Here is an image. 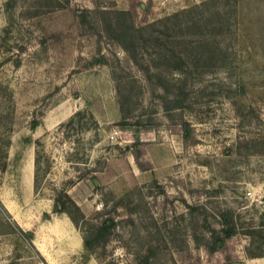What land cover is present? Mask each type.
I'll return each mask as SVG.
<instances>
[{
	"label": "rangeland",
	"instance_id": "rangeland-1",
	"mask_svg": "<svg viewBox=\"0 0 264 264\" xmlns=\"http://www.w3.org/2000/svg\"><path fill=\"white\" fill-rule=\"evenodd\" d=\"M6 137L0 264H264V0H0Z\"/></svg>",
	"mask_w": 264,
	"mask_h": 264
},
{
	"label": "trees",
	"instance_id": "trees-1",
	"mask_svg": "<svg viewBox=\"0 0 264 264\" xmlns=\"http://www.w3.org/2000/svg\"><path fill=\"white\" fill-rule=\"evenodd\" d=\"M80 19L82 22L86 23L87 19L86 16L84 14L80 15ZM104 21H105V30L107 33H109V35L113 38H116L117 40H119L121 43H125L124 39L126 41V38L128 36V33L126 32V30H117V28L115 26H113L112 22L109 20H106V18L104 17ZM119 25V24H118ZM37 125V121L33 120L31 127L35 128V126ZM188 128V123L187 122H183V129H187ZM2 141L0 142V158L2 159L1 162V166H0V170H4L6 163L4 161V157H6V152L5 149L8 147V145L10 144V139L9 138H5V139H1ZM25 142L30 141L29 138H25L24 139ZM135 155L138 157L139 151H137L135 153ZM2 156V157H1ZM4 161V162H3ZM137 163L139 164V166L141 168H143V165L137 161ZM68 204H70L71 206H73L76 211L78 212V214L81 215V217L83 218V214L81 213L79 207L76 205V203L67 195H61L60 193H58L55 196V202H54V211L55 212H65L68 210ZM222 218H223V227H222V232L224 234V236H230L234 233V228H235V224H234V220L231 214L229 213H222ZM73 221L78 224V220L73 218ZM115 226V221L112 217H105L103 218L97 225L96 228L93 230V234H92V238L90 237H86L84 238L83 244L87 249H90L93 245H98L101 242L105 241V237L111 232V230L113 229V227ZM219 243L223 244L224 243V238L223 237H216L214 242L210 245L208 251L209 252H213L215 250L219 249ZM226 264H230V263H226Z\"/></svg>",
	"mask_w": 264,
	"mask_h": 264
},
{
	"label": "built area",
	"instance_id": "built-area-1",
	"mask_svg": "<svg viewBox=\"0 0 264 264\" xmlns=\"http://www.w3.org/2000/svg\"><path fill=\"white\" fill-rule=\"evenodd\" d=\"M119 130L118 129H116V128H114V129H112L111 130V132H110V139L113 141V140H116L117 139V137L119 136Z\"/></svg>",
	"mask_w": 264,
	"mask_h": 264
},
{
	"label": "crops",
	"instance_id": "crops-1",
	"mask_svg": "<svg viewBox=\"0 0 264 264\" xmlns=\"http://www.w3.org/2000/svg\"><path fill=\"white\" fill-rule=\"evenodd\" d=\"M77 246H78V243L75 241L69 246L70 247L69 250H75L77 248Z\"/></svg>",
	"mask_w": 264,
	"mask_h": 264
}]
</instances>
